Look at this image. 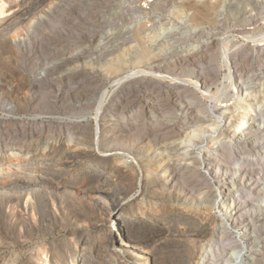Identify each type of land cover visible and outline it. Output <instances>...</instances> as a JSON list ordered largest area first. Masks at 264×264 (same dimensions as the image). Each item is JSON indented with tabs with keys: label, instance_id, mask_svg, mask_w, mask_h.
Wrapping results in <instances>:
<instances>
[{
	"label": "rangeland",
	"instance_id": "1",
	"mask_svg": "<svg viewBox=\"0 0 264 264\" xmlns=\"http://www.w3.org/2000/svg\"><path fill=\"white\" fill-rule=\"evenodd\" d=\"M5 1L9 3L6 10H11L0 14V207L6 210L13 204L14 212L22 211L27 221L24 227L18 221L10 226L0 217V264H197L206 250L210 264H264V260H252V255L264 250L263 229L253 232L248 225L249 211L227 226L228 216L219 212V205L229 201H225L228 196L223 200L217 179L197 169L195 161L205 156L208 147L213 156L222 159L221 166L233 162L234 154L228 148L232 128L228 126L235 118L229 119L232 112L217 117L219 102L194 87L199 74L206 72L199 69L205 65L206 54L215 50L209 43L228 30L241 34L230 44V48L235 47L230 59L238 75L244 81L253 77L264 82V52L242 35L264 34V0H256L255 7L238 1L231 6L233 10L229 0H207L210 4L205 0H153L151 5L143 0ZM194 4H208L206 15L192 12L190 5ZM239 8L250 12L247 16L252 24L236 29L228 16L232 12L239 16ZM189 69L196 72L189 73ZM227 73L221 67L214 71L216 76L209 74L207 78L221 79L219 82L227 85ZM221 87H212L211 93ZM254 89L257 109L264 86ZM104 92L109 96L101 111L104 122L100 132L119 117H124L126 126L134 122L135 129L125 127L115 134L125 144L99 142L98 150L88 152L84 149H90L97 140L96 101ZM37 95L43 98L39 104L32 101L34 107L20 106L21 99ZM151 95L154 103L150 102ZM233 95L225 103L231 107L241 99ZM3 102L13 104L12 110L2 109ZM112 104L118 109L111 114ZM245 108L236 111L234 117L237 114L239 119V112ZM263 110L260 106V116L248 118L264 121ZM69 121L79 127L81 146H68L65 128ZM51 137L59 145L43 153ZM221 148L224 150L219 151ZM27 149L31 152L25 153ZM42 156L52 158L44 168L37 166ZM27 163H36L31 175L45 172L52 176L36 193L20 185L7 186L13 177L6 171L14 173L13 165ZM168 168L176 180L173 186L165 185L167 180L161 176ZM92 170L102 171L106 177L99 178ZM258 175L263 177L264 171ZM183 181L184 187H180ZM28 193L41 202V206L36 202L34 215L24 211ZM204 193H211L216 205L206 204ZM16 203L21 205L16 207ZM246 203L247 209L250 206ZM119 205L124 217L133 219L125 227L115 224V218L106 212ZM263 222L264 218L253 225ZM117 227L122 241L112 235ZM218 247L222 254L214 256ZM40 248L48 251L49 261L39 259Z\"/></svg>",
	"mask_w": 264,
	"mask_h": 264
},
{
	"label": "bare ground",
	"instance_id": "2",
	"mask_svg": "<svg viewBox=\"0 0 264 264\" xmlns=\"http://www.w3.org/2000/svg\"><path fill=\"white\" fill-rule=\"evenodd\" d=\"M23 1V0H22ZM204 1V0H203ZM206 3L208 2V4H210V1L205 0ZM212 1V0H211ZM241 3H246L248 2V4L254 5L253 7H255L257 5V1L256 0H229L230 7L233 6V3L238 2ZM189 2V1H188ZM192 3V1H190ZM13 3V2H12ZM214 3V2H213ZM228 3V2H227ZM208 4H205L203 6H198L197 4L194 5H190L192 6V12H194L196 15H206V11L209 10L208 9ZM212 4V3H211ZM217 4V3H215ZM256 4V5H255ZM20 5V4H19ZM247 5V4H245ZM9 3L5 0H0V14H4L6 11L11 10L10 8L8 10H6V8H8ZM238 6V5H237ZM262 6V5H261ZM12 7V6H11ZM217 7V6H215ZM16 8V7H15ZM187 8V7H186ZM191 8V7H190ZM189 8V9H190ZM229 8V7H228ZM227 8V9H228ZM233 7H231L232 9ZM242 8V7H241ZM245 8V7H243ZM194 9V11H193ZM226 9V12H227ZM240 9V8H239ZM230 10V8H229ZM233 10V9H232ZM236 10V9H235ZM190 11V10H189ZM239 11V10H238ZM251 11V9H250ZM258 11V10H257ZM261 11V10H260ZM210 12V11H209ZM231 12V11H230ZM230 12L227 14L229 15ZM225 13V12H224ZM250 12L247 13L246 9L241 10L240 9V15L236 16L235 14H233V12L230 14L229 19L231 20V22H233L232 25H235L236 29L238 28H242L244 25H251L252 24V20L250 21V19L248 18V14ZM194 14V15H195ZM210 14V13H209ZM226 14V13H225ZM6 15V14H5ZM259 15V14H258ZM236 16V17H235ZM3 17V16H2ZM250 17V16H249ZM198 18V17H197ZM200 18V17H199ZM217 18V17H216ZM254 19V18H253ZM199 20V19H198ZM204 23H207V21L205 22L203 20ZM213 22V21H212ZM216 22V21H215ZM211 23V22H210ZM222 23V22H221ZM224 23V22H223ZM194 24V23H193ZM212 24V23H211ZM214 24V23H213ZM216 24V23H215ZM218 24V23H217ZM222 25V24H221ZM220 25V26H221ZM224 25V24H223ZM222 25V26H223ZM219 26V25H218ZM221 26V27H222ZM192 27V26H191ZM210 27V26H209ZM220 28V27H219ZM223 28V27H222ZM194 30V29H193ZM223 30V29H222ZM234 30V29H232ZM240 30V29H239ZM238 32H231V30H228L225 32L224 35H220L219 38H215L211 43H209L210 45L213 44L215 50L212 53L206 54L205 56V60L206 62L205 65H200L199 69H202L201 71H206L205 73H200L199 74V78L196 79V81L194 82V87L195 89L199 90L203 96L212 99V100H217L218 103V107L215 108V111L217 112V117H221L223 116V114L226 113H231V115L229 116V119L232 120L234 119V122L232 123V126H228L229 130L231 129V139L232 140L231 144L228 146V148L230 149V151H232L233 155V162L230 164H226L221 166V158H218L217 156H213L214 151L211 150V147L206 148L204 154L205 156L202 155V157H200L199 159H196L195 163L199 164V167H197V169H199V171H202L203 174L207 175V177L210 179H214L215 178V183L217 184L216 186L220 185L221 188V192L219 195L223 196V200L225 199V196H228V199H226L225 203H223L222 205H219V212H221V214H226L228 216V221L226 223L227 226H230V224L235 223L238 219H240L244 214H248V211L252 214L250 215L251 219L248 222V225L251 226V229L253 230V232L255 233L257 231V229L259 230L261 228V230L263 229L264 232V222L263 223H259L258 225L255 224V226L253 225L254 221H260L261 219L264 218V176L260 177L258 174H260L261 171H264V121H257L256 119H248V117L252 114H256L259 115L260 113L258 112V108L264 107V95L261 97L262 101L261 104H259V106L255 107V104L253 102H255L256 99V93L253 94V88L255 87V91L260 88H262L264 86V82H261V80H259L258 78H253L250 77L247 79V81L244 79L242 80L240 75H238V71L236 69V64H233L231 62V57L234 54V49L235 47L230 48V46L232 45L231 41L233 39H235L236 37H240L239 34H237ZM248 34V32H247ZM243 37H245V39H251L252 41L257 43V47L264 52V34H260L257 37H250V35H245L242 34ZM253 36V35H252ZM196 38V37H195ZM248 41V40H247ZM24 42L21 41L19 42L20 44H22ZM215 42V43H214ZM231 44V45H230ZM236 45V44H235ZM22 46V45H20ZM206 46V45H205ZM209 46V45H208ZM234 46V44H233ZM192 50V49H191ZM212 51V50H211ZM207 53V52H206ZM192 61V60H190ZM244 62V61H243ZM190 63V62H189ZM188 63V64H189ZM160 64V63H159ZM158 65V64H157ZM199 65V64H198ZM264 66V65H263ZM146 67V66H145ZM194 67V66H192ZM221 67H225L227 70V75L225 77V79L227 78L229 83L227 85H224V81L222 80L221 82L216 81L214 78L213 79H209L207 78L210 75H213L214 71L217 68H221ZM143 68V67H142ZM148 68V67H147ZM152 68V67H151ZM157 68V67H156ZM177 68V67H176ZM264 68V67H263ZM155 69V68H154ZM175 69V68H173ZM198 69V68H196ZM206 69V70H205ZM159 70V69H158ZM164 70V69H163ZM181 70V69H180ZM186 71V70H185ZM193 71H195L194 69H189V73L193 74ZM252 71V70H251ZM165 72V71H164ZM169 72V70H168ZM196 72V71H195ZM194 72V73H195ZM200 72V71H199ZM211 72V73H210ZM157 73V72H156ZM202 74H204V76H202ZM208 74V75H206ZM240 74V73H239ZM216 76V75H213ZM257 76V75H256ZM30 77V76H29ZM45 78V77H44ZM260 78V77H259ZM30 79V78H29ZM191 82V80H190ZM32 83V82H31ZM245 83V84H244ZM34 84V83H33ZM1 85V84H0ZM24 85V84H23ZM22 85V87H23ZM81 85V84H80ZM157 85V84H156ZM222 86L221 88H218L216 90L215 93H211V88L212 87H217V86ZM244 85H249V86H244ZM257 85V86H256ZM34 86V85H33ZM2 87V85H1ZM6 87V85H5ZM98 87V86H97ZM135 87V86H134ZM58 88V87H57ZM103 88V87H102ZM152 88V87H151ZM174 89V87H173ZM16 90V89H15ZM14 90V91H15ZM175 90V89H174ZM178 90V89H177ZM179 91V90H178ZM181 91V90H180ZM177 92V91H176ZM238 94L239 96H241V99L238 101L237 104H235V106H230L228 103L225 104L226 102L230 101L231 99H233V94ZM254 92V91H253ZM258 92V91H257ZM105 93V92H104ZM174 93V92H173ZM233 93V94H232ZM6 94V93H5ZM4 94V95H5ZM107 93L103 94L100 98H98L97 102V106H96V125H97V140L96 143L93 144V146L90 149H84L86 151H90V152H95L96 150H98V144L99 142H101V144H107L108 142L113 141L112 143H115L114 145L118 144L120 145L123 141L119 140L121 137L120 135H115L117 133H121L123 132V129H125V127H135V123L132 122L131 125L126 126V121L122 120V118L124 117H119V121L115 122L113 125H111L109 127H106L104 129L103 127V131L100 132L99 127L100 125L104 122L102 119L101 115V111L103 109L104 106H106L107 102H108V94ZM172 94V93H171ZM18 95V94H17ZM21 95V94H20ZM19 95V96H20ZM94 95V94H93ZM128 95V94H127ZM189 95V94H188ZM38 96V95H37ZM28 97V98H24L21 99L20 102V106L24 107V108H29L32 104V101H37V103L39 104L43 98L42 97ZM52 96V95H51ZM84 96V95H83ZM152 96V95H151ZM5 97V96H4ZM13 97V96H12ZM21 97V96H20ZM19 97V98H20ZM26 97V95H25ZM74 97V96H72ZM80 97V96H78ZM120 97V96H119ZM176 97V96H175ZM23 98V97H22ZM115 98V97H114ZM136 98V97H135ZM153 96L150 97V102H153ZM184 98V97H183ZM244 98V99H243ZM61 99V98H60ZM73 99V98H72ZM121 99V98H120ZM125 99V98H124ZM131 99V98H130ZM129 99V100H130ZM134 99V98H132ZM158 99V98H157ZM156 99V100H157ZM3 100V99H2ZM15 100V99H14ZM65 100V99H64ZM63 100V101H64ZM116 100V99H115ZM190 100V99H189ZM61 101V100H60ZM62 101V102H63ZM66 101V100H65ZM111 101V100H110ZM122 101V99H121ZM126 101V100H125ZM132 101V100H130ZM128 101V103L130 102ZM139 101V100H138ZM160 101V100H159ZM34 102V103H35ZM82 102V101H81ZM84 102V101H83ZM113 102V101H112ZM127 102V101H126ZM149 102V103H150ZM157 102V101H156ZM191 101H188L187 103V114L190 116L191 115ZM223 102V103H222ZM2 103V102H1ZM33 103V104H34ZM55 103V102H54ZM58 103V102H57ZM123 103H125L123 101ZM122 103V104H123ZM154 103V102H153ZM159 103V102H157ZM199 103V102H197ZM258 103V101H257ZM31 104V105H30ZM60 104V103H59ZM117 104V103H116ZM130 104V103H129ZM151 104V103H150ZM1 105V104H0ZM37 105V104H36ZM51 105V104H50ZM110 105V104H109ZM108 105V106H109ZM125 105L127 106V104L125 103ZM148 105V104H147ZM158 105V104H157ZM160 105V103H159ZM232 105V104H231ZM14 105L9 103V102H3L2 104V109H4L5 111H11L12 107ZM34 107V105H32ZM137 106V105H136ZM246 106V108L242 111L239 112V115H241L240 119L236 118V116H238L235 112L239 111L240 108H244ZM252 106H254L252 108ZM37 107V106H35ZM111 111L109 110V113L113 112L116 108V105H111L109 106ZM123 107V106H121ZM179 107V105H178ZM177 107V108H178ZM181 107V106H180ZM185 107V106H184ZM31 108V107H30ZM125 108V107H124ZM150 108V107H149ZM154 108V107H153ZM155 108H157L155 106ZM202 108V107H201ZM118 109V108H117ZM116 109V110H117ZM120 109V108H119ZM138 109V108H137ZM141 109V108H140ZM140 109H138V111L140 112ZM205 109V108H204ZM47 110V109H46ZM106 110V109H105ZM108 110V109H107ZM115 110V111H116ZM123 110V109H122ZM185 110V111H186ZM219 110V111H218ZM77 111V110H76ZM84 111V110H83ZM119 112L121 110H118ZM199 111V110H197ZM131 112V111H130ZM260 112V110H259ZM126 113V112H125ZM128 113V112H127ZM159 113V112H158ZM199 113V112H198ZM197 113V115H198ZM206 113V112H204ZM238 113V112H236ZM262 113V112H261ZM112 114V113H111ZM140 114V113H139ZM138 114V115H139ZM263 114H264V110H263ZM99 115V117H98ZM116 115V114H115ZM128 115V114H127ZM105 116V115H104ZM140 116V115H139ZM196 116V115H195ZM194 118H197V116ZM260 116V115H259ZM138 117V116H137ZM262 118H264V115L261 116ZM139 118V117H138ZM109 119V118H108ZM142 119V118H141ZM160 119V118H159ZM221 119V118H220ZM224 119V118H223ZM105 120V119H104ZM117 120V119H116ZM134 120V119H133ZM137 120V118H136ZM244 120V121H243ZM157 121V120H156ZM159 121V120H158ZM202 121V120H201ZM141 122V121H140ZM190 122V121H189ZM48 123V122H47ZM72 121H69L68 126L65 128V131L67 132L68 135V146L71 148L72 146H81V141L82 139L78 136L79 134V127H77V124H72ZM111 123V122H110ZM108 124V123H107ZM128 124V123H127ZM155 124V123H154ZM162 124V123H161ZM165 124V123H164ZM198 124V123H197ZM219 124V123H218ZM225 124V123H224ZM33 125V124H32ZM41 125V124H40ZM45 125V124H44ZM79 125V123H78ZM46 126V125H45ZM50 126V125H49ZM60 126V125H59ZM85 126V125H84ZM155 126V125H154ZM139 127V126H138ZM200 127V126H199ZM217 127V126H216ZM223 127V126H222ZM102 128V127H101ZM141 128V127H140ZM144 128V127H142ZM183 128V127H182ZM206 128V127H205ZM41 129V128H40ZM43 129V128H42ZM59 129V128H58ZM135 129V128H134ZM151 129V128H150ZM153 129V128H152ZM192 129V128H190ZM208 129V127L206 128ZM102 130V129H101ZM143 130V129H142ZM213 131V130H212ZM146 132V131H145ZM257 132H261L260 134H257ZM137 133V132H136ZM196 133V132H195ZM200 133V132H199ZM197 134V133H196ZM114 135V136H112ZM140 135V134H137ZM153 135V134H152ZM170 135V134H169ZM168 135V136H169ZM88 136V135H87ZM157 136V135H156ZM54 137V136H53ZM51 137L50 140L51 143H49L48 141L45 142L46 146L44 147V151H42L43 153L49 149H51L52 147L56 146L57 144L59 145V141L58 140H54V138ZM164 137V136H162ZM201 137V136H200ZM125 138V137H124ZM142 138V137H140ZM160 138V137H159ZM59 139V138H58ZM127 139V138H125ZM129 139V138H128ZM190 139V138H189ZM61 140V139H60ZM194 141V139H192ZM41 141V138L36 141V145L38 144V142ZM84 141V140H83ZM153 141V140H152ZM196 141V140H195ZM156 142V141H155ZM227 142V141H226ZM251 142H255L253 145L251 144ZM61 143V142H60ZM126 143V142H125ZM123 142V144H125ZM131 143V142H130ZM192 143V141H191ZM195 143V142H194ZM193 143V144H194ZM83 144V143H82ZM153 144V143H152ZM185 144V143H184ZM109 145V144H107ZM113 144L111 146H114ZM158 145V144H157ZM257 145V147H256ZM14 146V145H13ZM67 146V147H68ZM83 146V145H82ZM133 146V144H132ZM148 146V145H147ZM174 146V145H173ZM255 146V147H254ZM24 147V146H23ZM36 147V146H35ZM87 147V146H86ZM115 147V146H114ZM131 147V146H130ZM134 147V146H133ZM252 149H250V148ZM11 148V146L9 147ZM37 148V147H36ZM57 148V147H55ZM103 149V148H102ZM109 149V148H108ZM140 149V148H139ZM168 149V148H167ZM166 150V149H165ZM224 150L223 148H221L219 151ZM54 151V150H53ZM161 151V150H160ZM164 151V150H163ZM31 152V150L27 149L25 151V153H29ZM154 152V151H153ZM49 153V151H48ZM51 153V152H50ZM83 153V152H82ZM115 153V152H114ZM161 153V152H160ZM80 155V154H79ZM178 155V154H177ZM241 155V156H240ZM43 157V156H42ZM41 159V158H40ZM168 159V158H167ZM170 159V158H169ZM41 162H37V166L42 165L43 168L47 165H50V162H52V158H48V157H43L41 159ZM72 161V160H71ZM164 162V161H163ZM163 164V163H162ZM36 163H31V164H25V165H13V171L14 173H10L12 171H9L11 169H8L7 174H11V177H13V179H9L7 182V186H17L20 185L21 188L22 186L25 187L27 190H32L33 193H36V191L40 188H42V185H45L44 182L49 180V177H52L51 174H47L45 172H42L38 175H34V174H30V173H34V168H35ZM161 166V165H160ZM57 167V166H56ZM42 168V167H41ZM170 168V167H169ZM168 168V170H164V173H162L161 176H165L164 179L167 180V182L165 183V185H171L173 186L175 184V181L173 180L174 177L173 175H171L170 172H172L170 169ZM184 168V167H183ZM221 168H223V172L221 171ZM1 170V169H0ZM3 170V169H2ZM46 170V169H45ZM194 170V169H193ZM41 172V171H40ZM61 172V171H60ZM58 172V173H60ZM86 172V171H85ZM92 173H94L97 177L99 178H105L106 175L104 172L102 171H96V170H92ZM193 173V172H192ZM15 174H18L16 176H14ZM2 175V174H0ZM142 175V174H141ZM160 175V174H159ZM185 175V174H184ZM159 176V177H161ZM262 176V175H261ZM6 177V176H5ZM1 178V177H0ZM158 178V177H156ZM162 178V177H161ZM189 178V177H188ZM139 179V178H138ZM153 179V178H152ZM151 179V180H152ZM182 180V179H181ZM188 180V179H187ZM92 181V180H91ZM3 182V181H2ZM198 182V181H197ZM204 182L206 184L209 185V180L207 178H204ZM140 183V180H139ZM185 183H188L185 181ZM1 184V183H0ZM179 184L183 186L184 181ZM244 184V187H241ZM5 185V184H4ZM3 186V185H2ZM192 186V185H191ZM190 186V187H191ZM179 187V188H180ZM184 187V186H183ZM182 187V188H183ZM210 187V186H209ZM8 188V187H7ZM24 188V189H25ZM44 188V187H43ZM50 188V187H49ZM212 188V186H211ZM235 188V189H234ZM12 189V188H11ZM10 189V190H11ZM185 189V188H184ZM7 190V189H6ZM26 190V191H27ZM242 190V191H241ZM39 191V190H38ZM188 191V190H187ZM216 189H213V192H215ZM158 192V191H157ZM169 192V191H168ZM203 193V191H202ZM179 194V193H178ZM181 194V193H180ZM189 194V193H188ZM215 194V193H214ZM160 195V194H159ZM204 197L206 200V204H211L216 205L214 202H212L214 199L213 197H211V193L207 194L204 193ZM208 198H207V197ZM160 197V196H159ZM193 197V195H192ZM197 197V196H196ZM200 197V196H199ZM19 198V197H18ZM24 198V197H23ZM155 198V197H154ZM157 198V197H156ZM251 198V199H250ZM25 202H24V211H28L31 212L32 215L37 213V203L38 205L41 206V202L39 203L36 195H32L31 193L27 194V197L25 198ZM50 199V198H49ZM100 199V198H99ZM158 199V198H157ZM201 199V200H202ZM250 199V200H249ZM16 200V199H15ZM43 200V199H42ZM41 200V201H42ZM170 200V199H169ZM175 200V199H174ZM182 200V199H181ZM200 200V199H199ZM202 200V201H203ZM208 200V201H207ZM13 201V200H12ZM38 201V202H37ZM51 201V199L49 200ZM215 201V200H214ZM249 202L246 203V202ZM19 202V201H18ZM37 202V203H36ZM93 202V201H92ZM96 202V201H94ZM101 203V202H100ZM198 203H202L199 202ZM248 204L249 208L246 209ZM23 204V203H22ZM55 204V203H54ZM197 204V203H196ZM195 204V205H196ZM205 204V202H204ZM13 205V204H12ZM9 205L7 207V209L5 210L4 208L0 207V217L4 219H6V221H8V225L13 226V225H17V221L19 224H22V226L24 227V225H26V221L25 218L23 217L24 214H22L21 212L15 211L14 206ZM15 205V204H14ZM21 205V204H19ZM16 203V207L19 206ZM51 205V204H50ZM189 205V204H188ZM192 205V204H191ZM39 206V207H40ZM204 206V205H203ZM4 207V206H3ZM200 207V206H199ZM210 208V207H209ZM53 209V208H52ZM121 207L119 206H115L113 208H111V210L106 211L108 212L107 215L109 216H113L114 222L115 224H119L122 227H125L126 223H128V221L133 220L132 218H125L124 215L121 213L120 211ZM198 209V208H197ZM207 209V208H206ZM246 209V210H245ZM208 210V209H207ZM23 211V212H24ZM40 211V210H39ZM56 211V210H55ZM25 213V212H24ZM26 215V214H25ZM24 215V216H25ZM28 216V214H27ZM30 216V215H29ZM37 216V215H35ZM245 216V215H244ZM31 217V216H30ZM29 217V218H30ZM34 217V216H33ZM32 217V218H33ZM28 218V220H29ZM112 218V217H111ZM254 218V219H253ZM34 219V218H33ZM32 219V221H33ZM38 219V218H37ZM35 220V219H34ZM248 220V219H247ZM239 221V220H238ZM3 222V221H2ZM112 222V221H111ZM28 223V222H27ZM183 223V222H182ZM191 223V222H190ZM246 223V222H245ZM32 224V223H31ZM186 224V223H185ZM189 224V223H188ZM195 224V221H194ZM198 224V223H197ZM116 225V226H117ZM233 225V224H232ZM231 225V226H232ZM240 225V224H239ZM19 226V225H18ZM248 226V227H249ZM20 227V226H19ZM225 227V226H223ZM234 227V226H233ZM238 227V226H237ZM27 229V227L25 228ZM249 229V228H248ZM226 231V230H225ZM245 231V230H244ZM260 231V230H259ZM251 233V230L248 231ZM253 234V233H252ZM264 234V233H263ZM112 235L114 238L118 237V240L122 241V237H121V232L119 231V228L117 227L116 230L112 231ZM221 235V234H220ZM223 235V234H222ZM254 235V234H253ZM257 235V234H256ZM249 236V235H248ZM255 236V235H254ZM259 236V235H257ZM220 237V236H219ZM256 237V236H255ZM117 240V239H116ZM256 241V240H255ZM219 243V242H218ZM254 244V243H253ZM252 244V245H253ZM122 245V244H121ZM219 245V244H217ZM1 246V245H0ZM208 246V245H207ZM206 246V247H207ZM210 246V244H209ZM208 246V247H209ZM213 247V245H211ZM205 247V246H204ZM211 247V248H212ZM220 247V246H219ZM218 247V250L214 252V256H218L220 254H222V252H220V248ZM217 248V247H216ZM222 248V246H221ZM224 248H226L224 246ZM223 248V249H224ZM204 249V248H203ZM242 251V248H239ZM226 250V249H225ZM40 252V256L39 259L42 260V262L44 263V261H49V255H48V251L44 250V248H40L39 250ZM82 251V250H81ZM228 251V250H227ZM241 251H238L241 252ZM209 250H206L203 254V256L200 258V260H198L197 264H210L211 262L207 263L206 262V255L208 254ZM211 252V250H210ZM233 253V250H232ZM236 253V254H238ZM241 254V253H240ZM239 254V256H240ZM232 255V254H231ZM208 256H210L208 254ZM212 256V254H211ZM227 256V255H226ZM235 256V255H234ZM238 255H236L237 257ZM232 258V256H230ZM235 257V258H236ZM210 258V257H209ZM208 258V259H209ZM234 258V257H233ZM239 258V257H238ZM210 260V259H209ZM239 260V259H238ZM252 260L256 263L259 260H264V250L262 253L259 254H255L252 255ZM231 261H229L230 263ZM233 262V260H232ZM231 262V263H232ZM235 262V259H234ZM241 263V262H240ZM236 264V263H235Z\"/></svg>",
	"mask_w": 264,
	"mask_h": 264
},
{
	"label": "built area",
	"instance_id": "3",
	"mask_svg": "<svg viewBox=\"0 0 264 264\" xmlns=\"http://www.w3.org/2000/svg\"><path fill=\"white\" fill-rule=\"evenodd\" d=\"M144 4L146 5H151V3L153 2V0H143ZM240 119V118H239ZM249 119V118H248ZM244 121V120H243Z\"/></svg>",
	"mask_w": 264,
	"mask_h": 264
}]
</instances>
